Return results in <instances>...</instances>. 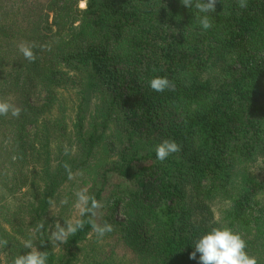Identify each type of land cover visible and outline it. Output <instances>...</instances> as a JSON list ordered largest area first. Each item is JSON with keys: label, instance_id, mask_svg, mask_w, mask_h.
<instances>
[{"label": "trees", "instance_id": "trees-1", "mask_svg": "<svg viewBox=\"0 0 264 264\" xmlns=\"http://www.w3.org/2000/svg\"><path fill=\"white\" fill-rule=\"evenodd\" d=\"M20 42L51 50L29 62ZM156 76L174 88L153 91ZM0 101L21 109L0 116L1 264L27 239L47 264H199L189 254L214 227L264 250V0L209 13L181 0H0ZM169 138L180 151L159 161ZM81 188L103 207L56 243ZM89 219L113 231L100 238Z\"/></svg>", "mask_w": 264, "mask_h": 264}, {"label": "clouds", "instance_id": "clouds-1", "mask_svg": "<svg viewBox=\"0 0 264 264\" xmlns=\"http://www.w3.org/2000/svg\"><path fill=\"white\" fill-rule=\"evenodd\" d=\"M181 3L189 8L195 7L198 13H209L216 11L217 0H206V2L204 0H181ZM238 5L240 8H246L247 0H238ZM196 19L203 29L207 30L211 28L212 24L208 15H197ZM17 47L29 62H35L37 58L33 51L34 48L39 47L41 50H51L50 45H37L28 42H20ZM149 86L156 92H163L166 89L174 88V85L166 76L152 78L149 81ZM9 112H11L12 116L19 117L21 109L14 107L7 101H0V116H7ZM178 151H180V145L170 138L163 140L155 148L156 158L159 161H164L170 154ZM64 154H70L67 146H65ZM64 168L68 173V178L72 179L71 166L65 162ZM75 196V207L78 209V217H84L85 215L95 217L97 210L103 207L94 196L88 194L87 188H81L75 193ZM49 203L53 202L49 201ZM67 203L68 199L65 197L61 201V204ZM87 223L91 224L93 232L100 238L113 231L112 225L107 222L101 225L96 223L94 219H89ZM84 224L85 221L81 218L65 220L64 226L58 222L55 224L54 230L51 231L50 238L60 244L66 243L68 237L82 229ZM43 227V224H39L37 231L43 229ZM7 244V240H0V246H6ZM23 247L30 249V251L14 258L11 264H47V253L39 251L34 246L32 239L25 240ZM246 247V241L239 232L229 227H214L194 243V251L189 254V258L196 259L197 253H199V264H258L257 258L246 252Z\"/></svg>", "mask_w": 264, "mask_h": 264}, {"label": "rangeland", "instance_id": "rangeland-1", "mask_svg": "<svg viewBox=\"0 0 264 264\" xmlns=\"http://www.w3.org/2000/svg\"><path fill=\"white\" fill-rule=\"evenodd\" d=\"M85 6H86V2L85 1H81L80 7L84 8ZM39 93H40L39 91H37V92L34 93V95H35V102H38L39 101V95H40ZM255 168H257L256 169V172L259 175V177L261 179H264V163H261L260 165L256 166ZM75 188L77 189L78 186H76ZM76 189H75V191H76ZM68 215H69V213H68ZM74 218H79L78 217V209L75 207V205H74V207L70 211V219L69 220H72ZM119 218H122L121 215L119 216ZM113 244H114L113 241L108 240L107 243H106L105 248L107 247V250H113V249H115V248H113ZM257 255H258V257L256 256V258L258 260V264H264V250H262L261 252H259ZM253 256H255V255H253Z\"/></svg>", "mask_w": 264, "mask_h": 264}]
</instances>
